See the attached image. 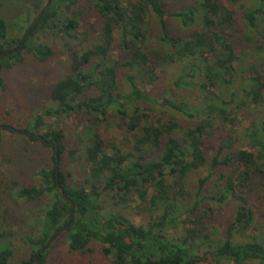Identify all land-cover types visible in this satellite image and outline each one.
Segmentation results:
<instances>
[{
    "label": "trees",
    "instance_id": "obj_1",
    "mask_svg": "<svg viewBox=\"0 0 264 264\" xmlns=\"http://www.w3.org/2000/svg\"><path fill=\"white\" fill-rule=\"evenodd\" d=\"M179 1L51 0L22 37L0 20V88L1 72L27 54L55 55L41 35L61 39L71 57L51 104L20 130L53 148L52 166L33 172L39 183L28 186L4 171L1 179L0 169V194L40 206L22 235L31 252L20 264H45L60 238L81 254L98 245L113 264H264L252 199L264 206V0ZM83 2L96 10L101 36L81 50ZM74 116L84 122L73 140L46 124ZM113 120L127 147L105 136ZM4 129L14 131L0 124V149ZM66 153L81 168L79 182L62 167ZM10 211L3 202V223ZM13 256L4 230L0 264Z\"/></svg>",
    "mask_w": 264,
    "mask_h": 264
},
{
    "label": "rangeland",
    "instance_id": "obj_2",
    "mask_svg": "<svg viewBox=\"0 0 264 264\" xmlns=\"http://www.w3.org/2000/svg\"><path fill=\"white\" fill-rule=\"evenodd\" d=\"M19 1L21 0H3V5L6 6L5 8L9 12L6 16L10 23L9 32L11 34L9 35L12 37H22L24 35L22 33L25 32L29 23L37 15L34 10V4L38 3L37 1L44 4L47 0ZM166 1H169L173 7L181 5V1L179 0ZM21 5H24V7H18ZM77 9L84 10V13L80 17L79 31L82 43L78 41L79 44L77 42L78 45L75 48L82 50L100 40L101 26L98 23L99 17L96 10L90 7L88 3L83 2ZM20 10L24 11V14L16 18ZM67 15L70 16L71 13L67 11ZM94 26L96 27L95 29ZM14 32L17 34H14ZM84 32H88L87 38ZM39 38L41 42L48 43L55 50V55L50 60L41 62L32 55L27 54L23 62L1 72L5 87L0 88V124H9L14 127V131L3 130L4 137L0 149L1 179H3L4 171L9 181H16L23 186L39 183L40 178L34 176L33 172L37 171L40 167L50 168L52 166L53 148L47 147L40 142H30L27 136L21 133L20 130L30 123L36 108L46 107L51 104L50 95L54 83L64 78L69 73L71 66L69 49L61 39L49 35H41ZM118 52V47L114 45L113 55L115 58ZM167 83L168 76L164 75L158 86ZM149 88L147 86L144 90L148 91ZM245 121L244 126L250 125V119ZM81 122H84V118L81 116L46 120L47 125L63 128L71 140H73L74 131L80 128ZM117 123L118 121L113 120L109 124H105L103 132L107 138L115 140L121 147H127L126 133L117 126ZM237 147L247 146L243 141L237 143L235 148ZM62 167L71 175L69 176L70 181L79 182L82 179L81 168L72 162L68 153L63 157ZM196 179V176L191 175L188 181L189 183L191 182L190 184H194ZM252 199L259 207L255 226L259 230L258 233L264 235V206L257 203L259 200L256 194H253ZM3 202L8 203L11 210L6 223L2 221ZM12 202L14 201L11 198L3 195V193L0 194V232L6 230L10 238L14 240V256L11 264H20V261L27 259L31 252L30 246L22 239V235L25 230H30L28 226L32 223L40 206L34 203L28 204L22 200L18 201L16 205L12 204ZM133 216L137 223L143 221L141 216ZM224 217H220L222 221ZM45 264L113 263L103 254L101 247L98 245L93 247V251L81 254L80 252L72 251L65 242V239L60 238L55 243V247Z\"/></svg>",
    "mask_w": 264,
    "mask_h": 264
},
{
    "label": "flooded vegetation",
    "instance_id": "obj_3",
    "mask_svg": "<svg viewBox=\"0 0 264 264\" xmlns=\"http://www.w3.org/2000/svg\"><path fill=\"white\" fill-rule=\"evenodd\" d=\"M14 1V0H13ZM21 1H25V0H21ZM19 1V2H21ZM38 3L34 4V10L37 13L36 17L34 20H32L29 23V26L26 28L25 32L22 34H33L34 33V29L36 28V25L38 23L37 19L39 20L40 14L43 13L50 5H51V0H47L44 4L39 3V1H37ZM24 7V5L18 6V7ZM6 6L3 5V0H0V20L2 21V27H3V20H5L6 25L8 27H10V23L9 20L7 18V14L9 13L7 11V8H5ZM26 7V6H25ZM24 14V11H19L18 14L16 15V18H19L20 16H22ZM13 26V25H12ZM7 34H11L10 32L7 31ZM13 34V33H12ZM14 34H17L16 32H14ZM28 37V36H27ZM3 45V43H2ZM5 52V51H4ZM3 54V50L0 52V55Z\"/></svg>",
    "mask_w": 264,
    "mask_h": 264
},
{
    "label": "water",
    "instance_id": "obj_4",
    "mask_svg": "<svg viewBox=\"0 0 264 264\" xmlns=\"http://www.w3.org/2000/svg\"><path fill=\"white\" fill-rule=\"evenodd\" d=\"M29 35H30V34H29ZM62 190H63L64 197H66L64 189H62Z\"/></svg>",
    "mask_w": 264,
    "mask_h": 264
}]
</instances>
